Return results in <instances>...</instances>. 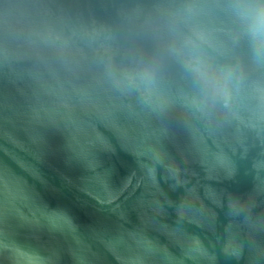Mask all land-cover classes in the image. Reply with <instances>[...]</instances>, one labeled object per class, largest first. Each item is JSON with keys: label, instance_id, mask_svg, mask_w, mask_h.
Wrapping results in <instances>:
<instances>
[{"label": "water", "instance_id": "water-1", "mask_svg": "<svg viewBox=\"0 0 264 264\" xmlns=\"http://www.w3.org/2000/svg\"><path fill=\"white\" fill-rule=\"evenodd\" d=\"M264 0H0V264H264Z\"/></svg>", "mask_w": 264, "mask_h": 264}, {"label": "clouds", "instance_id": "clouds-1", "mask_svg": "<svg viewBox=\"0 0 264 264\" xmlns=\"http://www.w3.org/2000/svg\"><path fill=\"white\" fill-rule=\"evenodd\" d=\"M258 21L259 27L254 31L253 59L264 63V7H262Z\"/></svg>", "mask_w": 264, "mask_h": 264}]
</instances>
